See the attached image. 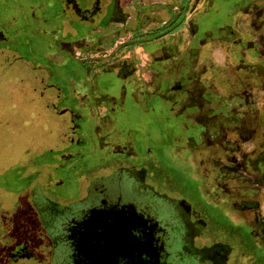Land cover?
Segmentation results:
<instances>
[{"label": "flooded vegetation", "instance_id": "af4514ba", "mask_svg": "<svg viewBox=\"0 0 264 264\" xmlns=\"http://www.w3.org/2000/svg\"><path fill=\"white\" fill-rule=\"evenodd\" d=\"M61 3L78 17L92 5L108 20L73 23L60 15V0H0V46L26 40L39 46L41 62L64 67L75 59L82 67L62 80L60 112L75 115L60 169L70 172L62 181L72 188L83 178L88 185L62 204L94 196L62 224L68 264H167L159 221L136 201L109 196L107 180L117 175L180 209L203 264H232L236 249L205 242L211 209L227 215L221 225L243 221L253 251L264 254V53L252 47L255 35L264 39V6L241 0L224 12L199 0ZM174 170L197 182L200 205Z\"/></svg>", "mask_w": 264, "mask_h": 264}, {"label": "rangeland", "instance_id": "374dc122", "mask_svg": "<svg viewBox=\"0 0 264 264\" xmlns=\"http://www.w3.org/2000/svg\"><path fill=\"white\" fill-rule=\"evenodd\" d=\"M92 9V5L86 6L78 17L60 0V15L66 14L73 23L98 27L107 22L106 17L102 22L103 10ZM13 45L0 46V264H52L54 250L52 239L47 236V223L54 229L60 227L61 234L62 224L73 209L87 208L94 196L89 194L83 201L62 204L77 197L88 185L83 178L78 189L72 188L62 181L70 172L60 169V151L71 140L70 125L75 115L60 112V99L65 92L62 80L66 79L65 73L72 75L82 67L75 59L67 60L64 67L49 60L41 62L36 54L39 46H27L26 40ZM160 159L165 167H170L164 155ZM170 175L182 181V189L191 192V199L200 205L202 198L193 192L197 182L181 178L177 170ZM106 185L109 196L120 195L124 202L136 201L159 221L165 229L167 264H203L201 253L193 247L186 219L171 200L146 190L140 192V186L126 175L112 176ZM174 191L176 194L171 195L178 196ZM210 212L211 228L205 242L216 240L234 246L236 249L229 256L232 264H264V254L253 251L243 221L231 225L228 220L229 224L221 225L217 221L227 215L212 209ZM234 215L239 217L238 213ZM195 243L200 245L201 239ZM57 257L60 264H68L64 241L60 240Z\"/></svg>", "mask_w": 264, "mask_h": 264}, {"label": "crops", "instance_id": "0c3cea01", "mask_svg": "<svg viewBox=\"0 0 264 264\" xmlns=\"http://www.w3.org/2000/svg\"><path fill=\"white\" fill-rule=\"evenodd\" d=\"M176 1V0H175ZM183 1H187V0H183ZM188 1H195V0H188ZM200 1V6H208L209 8H215V6H219L220 8L223 9L224 12L227 11L228 7H232V6H237L239 5L241 0H199ZM244 3H252L254 6H258V7H263L264 5V0H243ZM252 6V5H251ZM213 11V10H212ZM223 11H221L223 14H225ZM218 12V11H217ZM220 12V13H221ZM219 14V13H217ZM241 16V15H239ZM224 17V15L222 16ZM253 40V48H259L258 51L264 53V39H260L258 35H255ZM249 54V53H246ZM258 62V60H257Z\"/></svg>", "mask_w": 264, "mask_h": 264}, {"label": "trees", "instance_id": "16d2710c", "mask_svg": "<svg viewBox=\"0 0 264 264\" xmlns=\"http://www.w3.org/2000/svg\"><path fill=\"white\" fill-rule=\"evenodd\" d=\"M18 207V206H17ZM8 219H9V216H8ZM54 231V228H51V226H49L48 228H46V232H47V236L52 240H53V237H52V233ZM57 248V245H55V249ZM54 253H56L54 256H53V263L52 264H60V259L57 257V252L54 251Z\"/></svg>", "mask_w": 264, "mask_h": 264}, {"label": "water", "instance_id": "95a60500", "mask_svg": "<svg viewBox=\"0 0 264 264\" xmlns=\"http://www.w3.org/2000/svg\"><path fill=\"white\" fill-rule=\"evenodd\" d=\"M81 14L85 15L87 13L86 12H81ZM51 228H53V227H51ZM52 237L56 241V245H57L56 252H58V246H59V243H60V227L58 229H57V227L54 229V231L52 233Z\"/></svg>", "mask_w": 264, "mask_h": 264}]
</instances>
